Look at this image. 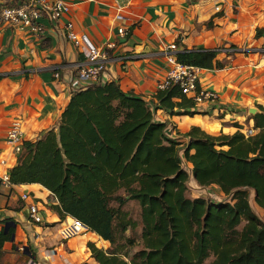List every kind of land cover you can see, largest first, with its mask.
Segmentation results:
<instances>
[{
	"label": "trees",
	"instance_id": "obj_1",
	"mask_svg": "<svg viewBox=\"0 0 264 264\" xmlns=\"http://www.w3.org/2000/svg\"><path fill=\"white\" fill-rule=\"evenodd\" d=\"M217 54L184 50L176 58L218 70L225 64ZM192 108L176 87L156 91L152 104L113 81L76 91L56 131L23 145L9 181L40 185L55 198L59 219L74 218L108 242L105 252L89 244L98 264H204L210 256V264H264V221L248 193L264 210V108L252 116L253 136H212L192 128L181 148L153 113L193 116L198 112ZM190 176L199 187L216 186L229 200L187 198ZM129 201L140 207L139 224L122 210ZM139 225L141 250L131 253L134 238L126 233ZM10 233H1L0 243Z\"/></svg>",
	"mask_w": 264,
	"mask_h": 264
},
{
	"label": "crops",
	"instance_id": "obj_2",
	"mask_svg": "<svg viewBox=\"0 0 264 264\" xmlns=\"http://www.w3.org/2000/svg\"><path fill=\"white\" fill-rule=\"evenodd\" d=\"M66 1L68 13L57 24L44 21L42 36L7 27L0 30L2 173H8L23 156L6 143L11 124L20 123L23 145L35 142L56 131L73 94L68 82L82 55L64 36V25L69 21L95 47L115 44L98 84L116 82L124 93L150 104L157 82L169 70L164 58L166 46L175 44L176 54L198 49L218 53L216 60L225 66L199 73L200 88L216 92V103L192 108L198 112L193 116L172 115L162 109L153 113L154 121L166 126L165 136L178 140L181 148L192 128L212 136L240 132L247 137L250 129L251 136L256 134L252 116L260 113L259 107L264 108V0ZM120 6L123 19L116 20ZM120 27L128 30L127 36L118 35ZM55 73L59 78L55 79ZM251 109L255 113L251 114ZM181 158L190 173L192 166ZM190 182L199 187L192 176ZM206 189L222 194L216 186ZM23 194L28 196L26 201L21 199ZM33 203L38 207L40 224L28 219V206ZM54 205L55 198L38 184L0 185V234L11 232L10 238L0 243V264H98L91 257L89 244L105 252L109 243L88 231L78 236L76 246L62 245L59 234L69 217L59 219ZM46 251H53V256L47 258Z\"/></svg>",
	"mask_w": 264,
	"mask_h": 264
},
{
	"label": "built area",
	"instance_id": "obj_3",
	"mask_svg": "<svg viewBox=\"0 0 264 264\" xmlns=\"http://www.w3.org/2000/svg\"><path fill=\"white\" fill-rule=\"evenodd\" d=\"M69 11V5L66 0H17L11 3L0 0V30L2 27L12 28L27 32L35 37L42 36L45 30L44 21L50 24H57L62 17ZM122 7L117 8L116 20H122ZM117 33L121 37L128 35V30L120 27ZM64 36L71 42L82 55L81 62L77 65L76 72L69 80L68 85L71 93L87 89L98 84L101 80L105 63L109 57L110 50L115 48V44L108 42L103 48L95 47L85 33L77 32L72 22L64 25ZM177 47L170 44L164 49V58L169 65L165 77L156 84V91H165L176 87L182 95L191 100L194 108L211 106L219 100L216 92L207 91L200 88L199 73L197 67L181 64L176 58ZM261 58L264 59V50L261 52ZM55 79L59 74H54ZM253 130H247L246 136H251ZM22 130L18 121H14L6 135V143L17 155L22 153ZM0 185L9 186L8 173L0 171ZM23 201L28 199L26 194L21 196ZM28 219L34 224L41 223V217L36 204H29ZM88 232V228L80 221L74 218H67L60 230V240L66 241L72 237ZM47 258L53 256V251H46Z\"/></svg>",
	"mask_w": 264,
	"mask_h": 264
},
{
	"label": "rangeland",
	"instance_id": "obj_4",
	"mask_svg": "<svg viewBox=\"0 0 264 264\" xmlns=\"http://www.w3.org/2000/svg\"><path fill=\"white\" fill-rule=\"evenodd\" d=\"M182 156V155H180ZM187 187H188V191L186 192V197L190 198V199H196V198H203L205 199L207 202H215V203H220V202H226L229 199L225 196H223L222 194L216 192L215 190H211V189H206V188H201V187H195L193 184H191V182L187 183ZM249 200L251 205H253V209L256 213V215L259 216V218L264 221V210L260 209L258 207H256L253 203V195L252 192L249 190ZM122 210H124L125 212L128 213L129 218H131L132 220L138 222L139 224V215H140V207L138 205V203L136 201H129L127 202L126 205L123 206ZM42 212V211H41ZM244 225V221L241 222V224L237 227V230L240 231L242 229ZM140 232H141V226L139 225L134 232H127L126 233V238L128 237L129 239H133V245L130 249L131 253H135L139 250H141V242H140ZM78 236H75V238H72L71 240L67 241H61L62 245H66L67 246H76L77 244H79L78 242ZM102 242V241H101ZM100 242V243H101ZM121 243L123 244V241H121ZM107 245V244H106ZM129 248V246H127V249ZM213 256H210L205 262L204 264H210L213 260Z\"/></svg>",
	"mask_w": 264,
	"mask_h": 264
},
{
	"label": "water",
	"instance_id": "obj_5",
	"mask_svg": "<svg viewBox=\"0 0 264 264\" xmlns=\"http://www.w3.org/2000/svg\"><path fill=\"white\" fill-rule=\"evenodd\" d=\"M250 113H251V114L255 113V109H251V110H250Z\"/></svg>",
	"mask_w": 264,
	"mask_h": 264
}]
</instances>
